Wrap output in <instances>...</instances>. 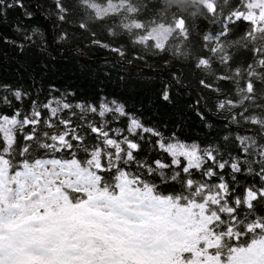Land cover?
I'll use <instances>...</instances> for the list:
<instances>
[{"label": "snow or ice", "instance_id": "snow-or-ice-1", "mask_svg": "<svg viewBox=\"0 0 264 264\" xmlns=\"http://www.w3.org/2000/svg\"><path fill=\"white\" fill-rule=\"evenodd\" d=\"M0 24V264H264V0H0Z\"/></svg>", "mask_w": 264, "mask_h": 264}, {"label": "trees", "instance_id": "trees-1", "mask_svg": "<svg viewBox=\"0 0 264 264\" xmlns=\"http://www.w3.org/2000/svg\"><path fill=\"white\" fill-rule=\"evenodd\" d=\"M44 2L47 4L50 2V0H44ZM12 15H15V13H13ZM34 23H41V21L38 18L36 21H34ZM0 33L10 34L8 28L2 24H0ZM91 55L93 57H98V56H102L103 53L102 52H95V53H92ZM4 79L7 80L8 82L16 83V81L10 76H6V77H4ZM161 86H162V79L161 78H157L151 84L146 85L144 88V91H143L144 97L150 98V99H155V93L160 89ZM145 102H147V100Z\"/></svg>", "mask_w": 264, "mask_h": 264}]
</instances>
